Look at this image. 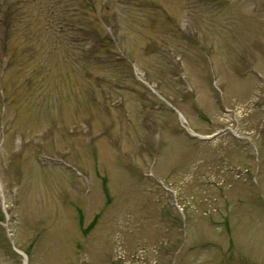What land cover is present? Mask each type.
<instances>
[{
  "label": "rangeland",
  "instance_id": "1",
  "mask_svg": "<svg viewBox=\"0 0 264 264\" xmlns=\"http://www.w3.org/2000/svg\"><path fill=\"white\" fill-rule=\"evenodd\" d=\"M0 264H264V0H0Z\"/></svg>",
  "mask_w": 264,
  "mask_h": 264
}]
</instances>
